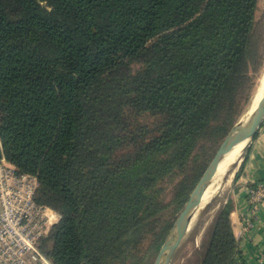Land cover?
I'll return each mask as SVG.
<instances>
[{
  "label": "trees",
  "instance_id": "16d2710c",
  "mask_svg": "<svg viewBox=\"0 0 264 264\" xmlns=\"http://www.w3.org/2000/svg\"><path fill=\"white\" fill-rule=\"evenodd\" d=\"M261 1L0 0V153L61 215L52 264H152L258 91ZM134 114L160 119L153 136ZM233 210H202L199 264H246Z\"/></svg>",
  "mask_w": 264,
  "mask_h": 264
},
{
  "label": "built area",
  "instance_id": "2783aa9c",
  "mask_svg": "<svg viewBox=\"0 0 264 264\" xmlns=\"http://www.w3.org/2000/svg\"><path fill=\"white\" fill-rule=\"evenodd\" d=\"M38 186L36 175L19 173L0 153V264H52L40 244L61 215L36 202ZM247 203L249 216L242 222L245 235L264 204V182L249 187Z\"/></svg>",
  "mask_w": 264,
  "mask_h": 264
},
{
  "label": "water",
  "instance_id": "95a60500",
  "mask_svg": "<svg viewBox=\"0 0 264 264\" xmlns=\"http://www.w3.org/2000/svg\"><path fill=\"white\" fill-rule=\"evenodd\" d=\"M263 123L264 92L255 110L249 115L247 120L239 121L226 136L218 152L211 160L195 189L192 191L182 212L176 219L153 264H171L177 249L181 245L186 234L190 231L194 216L202 204L204 192L214 179L220 162L238 144H243V150H245L254 139Z\"/></svg>",
  "mask_w": 264,
  "mask_h": 264
},
{
  "label": "crops",
  "instance_id": "0c3cea01",
  "mask_svg": "<svg viewBox=\"0 0 264 264\" xmlns=\"http://www.w3.org/2000/svg\"><path fill=\"white\" fill-rule=\"evenodd\" d=\"M250 143L251 151L242 172L236 179L233 175V187L229 192L234 201L231 220L239 251L246 264H264V204L250 233L245 235L242 229V222L249 216L248 189L257 182H264V123Z\"/></svg>",
  "mask_w": 264,
  "mask_h": 264
},
{
  "label": "rangeland",
  "instance_id": "374dc122",
  "mask_svg": "<svg viewBox=\"0 0 264 264\" xmlns=\"http://www.w3.org/2000/svg\"><path fill=\"white\" fill-rule=\"evenodd\" d=\"M264 17V0L261 1V7L259 12V17ZM248 113V112H247ZM244 114V116L241 118V120L244 119V117L247 115ZM240 120V121H241ZM129 122L131 123L132 128L137 133V138H150L153 136L159 128L160 125V119L156 116L150 115V114H134L131 115L129 118ZM133 130V131H134ZM244 149V148H243ZM244 150H242L239 159L235 164L231 166L228 173L224 176L222 181L220 182L219 187L216 189V192L213 194V196L204 204L201 206V208L198 209L196 212L193 222L190 227V231L186 234L185 238L183 239L181 245L177 249L175 256L172 260L173 264H199L200 263V249H201V242L200 237L201 234H198L199 231H201L203 228L208 226V218H200V214L202 210L207 206V204L218 194H223L225 196H228L230 193V190L233 187V181L236 170L238 169V166L242 160ZM196 234L194 236L193 234ZM155 261V260H154ZM152 262V264L154 263ZM171 262V264H172Z\"/></svg>",
  "mask_w": 264,
  "mask_h": 264
},
{
  "label": "bare ground",
  "instance_id": "6f19581e",
  "mask_svg": "<svg viewBox=\"0 0 264 264\" xmlns=\"http://www.w3.org/2000/svg\"><path fill=\"white\" fill-rule=\"evenodd\" d=\"M264 92V75L263 78L261 80L260 86L258 88V91L251 103V106L248 110L247 115L244 117V121L247 120V118L249 117V115L252 114V112L255 110L256 105L258 103V101L260 100V98L262 97ZM244 148L243 144H238L236 145L220 162L219 167L216 171V175L214 177V179L211 181V183L207 186L205 192H204V196L202 199V205H204L212 196L213 194L216 192V189L219 187L220 182L222 181V179L224 178V176L228 173L229 169L231 168V166L233 164H235V162H237V160L240 157V154L242 152ZM175 261V260H174ZM173 261V262H174ZM172 262V264H173ZM175 263V262H174Z\"/></svg>",
  "mask_w": 264,
  "mask_h": 264
}]
</instances>
